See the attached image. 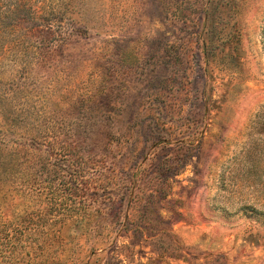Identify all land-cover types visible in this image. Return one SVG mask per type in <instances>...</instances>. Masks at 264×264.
I'll return each mask as SVG.
<instances>
[{"label": "rangeland", "instance_id": "obj_1", "mask_svg": "<svg viewBox=\"0 0 264 264\" xmlns=\"http://www.w3.org/2000/svg\"><path fill=\"white\" fill-rule=\"evenodd\" d=\"M38 1L0 121L35 127L22 169L46 189L53 155L94 215L64 262L0 241V264H264V0Z\"/></svg>", "mask_w": 264, "mask_h": 264}, {"label": "trees", "instance_id": "obj_2", "mask_svg": "<svg viewBox=\"0 0 264 264\" xmlns=\"http://www.w3.org/2000/svg\"><path fill=\"white\" fill-rule=\"evenodd\" d=\"M38 2L0 1V72L5 68L10 55L25 56L33 49L31 35L39 31L42 25V8ZM24 23L31 26L26 29ZM1 113L2 118L8 113L15 118L19 110L13 105L4 104ZM2 122L0 121L3 125H0V232L8 229L12 231L7 232V236L0 241L16 248V245H23L25 242L29 247L39 242V249L54 247L58 253L55 257L62 263L71 240L76 238L72 228L75 231V227L85 224L87 219L94 215L91 206L77 196L80 190V175L76 172L73 178L58 187L53 170V155L50 154L49 160L45 161L47 169L51 170L46 182L49 185L45 189L42 185L44 179L38 168H35L37 171L26 172L19 164L24 149H39V145L45 144V139L34 133L35 127L23 125V122ZM19 130H30V133L20 135L19 138L23 141L13 134ZM72 160L78 166L83 163H96L94 158L84 160L78 155ZM8 213H11L9 215L12 218H6ZM12 232H15L14 235L9 236ZM43 257L47 260L49 255L44 253Z\"/></svg>", "mask_w": 264, "mask_h": 264}]
</instances>
